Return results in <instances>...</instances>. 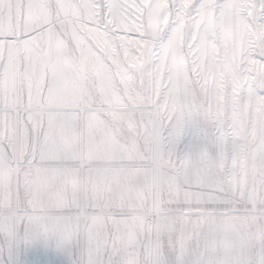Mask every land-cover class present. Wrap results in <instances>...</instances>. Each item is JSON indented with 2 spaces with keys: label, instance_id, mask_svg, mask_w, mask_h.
I'll list each match as a JSON object with an SVG mask.
<instances>
[{
  "label": "snow or ice",
  "instance_id": "1",
  "mask_svg": "<svg viewBox=\"0 0 264 264\" xmlns=\"http://www.w3.org/2000/svg\"><path fill=\"white\" fill-rule=\"evenodd\" d=\"M0 264H264V0H0Z\"/></svg>",
  "mask_w": 264,
  "mask_h": 264
}]
</instances>
